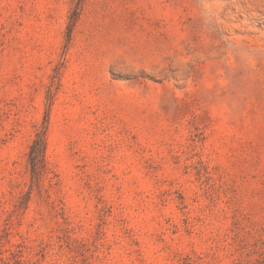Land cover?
Segmentation results:
<instances>
[{"label": "rangeland", "instance_id": "rangeland-1", "mask_svg": "<svg viewBox=\"0 0 264 264\" xmlns=\"http://www.w3.org/2000/svg\"><path fill=\"white\" fill-rule=\"evenodd\" d=\"M0 264H264V0H0Z\"/></svg>", "mask_w": 264, "mask_h": 264}]
</instances>
